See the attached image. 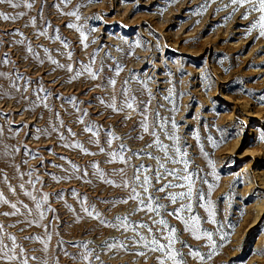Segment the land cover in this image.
Returning a JSON list of instances; mask_svg holds the SVG:
<instances>
[{"label":"rangeland","instance_id":"rangeland-1","mask_svg":"<svg viewBox=\"0 0 264 264\" xmlns=\"http://www.w3.org/2000/svg\"><path fill=\"white\" fill-rule=\"evenodd\" d=\"M48 3H53V0H48ZM78 3L83 5L78 10L82 17L79 23L86 29H94L88 33L89 47L86 51L92 53L99 49L96 52L95 66L99 67L103 60L105 72L101 75L113 74L114 66L119 64L122 71L116 78V88H120L123 80L135 76L136 79L130 82V88L140 99H147L146 94L141 93L140 84V81H147L152 92L149 121H152V113L159 111L162 117L168 118L169 121L174 118L178 122L179 135L182 142L186 141L189 158L193 161L190 167L202 169V176L212 169L201 154L200 145H203L204 151L209 153L214 162L218 179L211 175L207 177L210 182L216 184L211 199L217 211L216 219L224 226L221 232H230L231 236L223 241L220 234L214 236L222 247L217 249L218 255L204 264H264V254L260 251L264 250V140L259 138L264 132V102L260 101V94L264 92V38L254 39L255 32L247 37L243 34L248 21L240 18V12L224 21L223 17L231 9L214 11L217 6L227 3V0H215L202 15L189 11L200 4L201 0H176V3L166 7L163 15L160 14V8L165 0H72L69 8ZM0 10L11 11L3 5H0ZM29 15H36L35 9ZM44 16L53 25V28H49L50 34H54V26L59 25L61 35L70 41V47L74 50L73 60L88 62V56L77 42L78 33L64 26L65 21L74 18H61L54 8L50 10L47 5ZM27 19L28 17H24L15 24L0 21V29L20 28L26 37L25 43L31 40L34 50L39 51L42 58L43 49H36L37 44L53 50L51 54L54 58L59 59L61 63H67L66 57L58 56L54 51L61 46L59 41L36 37L31 27H24ZM37 24L38 27L43 26L39 20ZM121 24L127 29H123ZM0 39L11 44L12 38L9 36ZM93 40L95 43H91ZM21 48L22 46L18 45L9 47L7 44H0V55L8 51L12 53L11 59L18 60ZM53 68L55 65L47 60L40 65L31 56L26 61H18V69L25 74L26 79L31 76L35 81L37 77H42L44 87L53 93L48 103L59 110L66 126L72 127L78 133L76 138L85 142L86 146L92 147L86 142L89 134L84 133L82 126L75 122L78 114L72 105L62 99H56V94L62 98L74 95L78 101H91L78 105L81 109H88L89 117L86 119L94 120L105 128L112 125L117 135L125 137L123 143L133 150L143 148L145 152H152L153 156L162 155L155 147L145 148V144L152 139L148 134H144L143 140L128 138L136 135L131 129L140 119L138 114L134 113L130 120L118 123L122 121V113H112L101 105L98 99H93L103 97L108 100V94L111 93L110 88L93 87L94 84L100 83L99 79L92 81L85 75L69 83V74L65 70L57 68L52 71ZM200 69L201 72H195ZM0 70H6L5 66H0ZM17 83L23 84V81ZM35 87L36 84L33 83L27 92L23 89L17 92L9 87L8 81L0 79V129L3 130L0 133V168L8 172L14 186L18 185L19 181L11 168H5L2 152L4 145L20 147L21 151L16 153L15 162L20 163L27 159L28 165L35 166L44 181L45 192L64 189L65 200L75 212L65 207V201L58 200L55 196L51 198V207L56 211L47 212L43 221L45 224L50 222L53 231L50 251H55L60 264H71L69 258L63 255V251L78 252L81 249L74 245L92 241L90 247L96 249L104 264H146L145 258L137 255V249L132 246L127 251H103L99 247L101 241H110L112 237L123 240L125 235L130 236L132 233L122 235L119 231L101 225L98 220L87 217L80 211L69 191L75 187L79 192L87 193L90 202H96L98 209L104 212L110 205L100 204L97 197L111 201L114 197L124 194L122 189L104 185L96 179H93L92 184H85L76 179L57 183L52 179L50 174L64 175L63 169L55 165L68 167L66 161L59 159L60 155L71 158L82 167L92 159L100 160L101 166L106 170L121 165L103 164V155L90 157L80 155L76 149L64 148L56 133L45 135V128L51 132L48 121L52 112L42 106H33ZM169 88L174 90L172 99L177 107L175 112L171 111L172 103L165 99ZM22 96H28L29 99L24 100ZM97 112L101 114L97 115ZM168 127L171 131L170 123ZM136 131H140L138 125ZM193 131L199 134V144L192 135ZM208 136L217 141L216 147L209 143ZM161 139L164 143H169L163 135ZM119 143L120 141H114V146ZM132 162L156 167V161L146 155H141L139 159L134 158ZM21 167L26 171L28 166L22 164ZM168 167L180 166L168 164ZM37 171H33V176L37 175ZM127 174L132 176V167L127 168ZM36 187L39 188L40 185L37 184ZM203 187L207 191L206 185ZM0 190H3L9 199L18 198L31 206V201L20 193L18 187V197H13L7 191L2 180ZM133 206L131 202L127 205L117 204L110 211L104 212V215L111 218L116 214H125ZM8 210V206L0 205V212ZM195 210L202 217H206L203 209L197 207ZM53 215L59 219L51 220ZM142 215L137 214L131 219L139 220ZM78 216L81 217L79 220ZM143 218L147 219L146 216ZM18 220L23 221L24 217L0 216V223L5 225L6 231L15 234L26 247L39 248L38 242L24 241L23 237L29 234L43 236V228L35 225L25 226L24 223H17ZM229 222L236 225L234 229L229 227ZM172 223L182 228L174 219ZM10 224L14 227H8ZM252 224L255 225L250 227ZM203 227L214 230L217 226L204 223ZM21 228L24 230L21 231ZM56 231L59 232V237L55 235ZM180 238L191 246H199V250L207 254L208 249L204 247V241H197L188 233H182ZM58 240L63 242L59 246ZM254 249L257 250L255 253ZM139 250L146 252L147 264H156L157 253L142 248ZM184 251L187 252V249ZM187 260L188 264H200L191 257Z\"/></svg>","mask_w":264,"mask_h":264},{"label":"snow or ice","instance_id":"snow-or-ice-1","mask_svg":"<svg viewBox=\"0 0 264 264\" xmlns=\"http://www.w3.org/2000/svg\"><path fill=\"white\" fill-rule=\"evenodd\" d=\"M72 0H53L49 4L48 0H0V5L6 6L11 11L0 10V21L15 24L18 20L28 17L27 23L24 27H31L36 37H44L52 41H59L60 47L54 49L58 56L66 57L67 63H61L59 59L54 58L48 47L42 44L35 45L36 49H43V58L39 51L34 50L33 42L28 40L25 43L26 37L20 28L14 29H0V37H11V44L8 41L0 39V44H7L9 47L12 45L22 46L21 54L18 60L11 59L12 53L5 51L0 55V66H5L6 70H0V79L8 81L11 89L19 92L23 89L24 92L35 83L36 87L33 89L35 100L33 106H42L48 111L52 112L49 118L48 128L43 130L45 135L56 133L61 146L68 149H76L80 155L96 157L103 155V164H119L120 167H113L106 170L101 166L102 162L97 159L87 161L83 167L76 163L71 158L60 155L59 159L66 161L68 167L64 165H55L57 168L63 169L64 175L50 174L52 179L59 183L61 181L67 182L72 179L82 181L85 184H92L93 179L99 180L102 184L114 188L122 189L124 194L114 197L111 201L108 199H100L97 201L100 204L110 205V208L105 209L104 212L110 211L111 208L116 207L117 204L134 205L131 210L125 214H116L114 217L107 218L104 212L98 209L96 202H90L87 193L79 192L75 187L69 189L72 197L75 198L76 203L79 205L80 211L87 217L98 220L101 225L110 227L123 234L131 232L132 234L125 235L123 240L112 237L109 241H101L99 247L103 251L125 250L127 251L130 246L137 249V255L143 256L147 264L148 256L145 249L152 253H157L155 257L156 264H188V257L204 264L205 261H211L213 256L218 255L217 249L222 247L218 244L214 236L220 234L222 241L230 238V232H221L224 227L217 219V211L214 202L211 199L212 192L216 184L210 182L207 178L209 175L218 179L214 170V162L210 158L209 153L204 151L203 145H200L201 154L207 160V165L211 172L205 173L203 176L200 174L202 169L199 167H190L193 161L189 158L187 151L186 141L182 142L179 135V124L173 118L170 121L166 117H162L159 111L152 113V121H149L150 105L152 100V92L148 87L147 81H140L141 93L146 94L147 99H140L137 94L130 88V82L135 80V76H130L121 82L120 88H116L117 77L122 71L119 64L114 66V72L111 75L102 76L105 72V64L103 60L100 66L96 67V52L87 53L89 47L88 33L94 29H86L85 26L79 21L82 19L79 8L82 4H76L69 8ZM91 2V0H88ZM215 0H201V3L190 8L189 11L196 15H202L207 11L210 4ZM176 3V0H165L164 5L160 8V14L168 5ZM49 9H55L59 17H69L64 22V26L70 30H75L78 33V44L81 49L85 51L88 56V62L82 60H73V48L70 47V41L61 35L59 25L54 26V34L49 33V28H53L50 20L45 19L44 9L45 6ZM230 8L231 11L223 17L224 21L231 19L237 12H240V18L247 20L248 24L245 26L244 35L247 37L253 32L256 33L254 39L264 38V0H227V3L217 6L214 11L219 12L224 9ZM35 9L36 15H29ZM65 9H68L65 11ZM242 9V11H241ZM41 21L43 26L38 27L37 22ZM199 21H197L198 23ZM20 37V38H17ZM95 43V41H91ZM29 56L38 64L43 65L45 60L55 65L52 71L57 68L65 70L68 74V82L71 83L82 76L92 81L100 80V83L94 84L93 87L100 89H111L108 94V100L103 97H93L98 99L101 105L110 109L112 113L123 114V123L132 118L134 113L138 114L140 119L133 124L131 131L136 132L135 136H128L129 139L143 140L144 134H148L152 139L149 143L145 144V148L155 147L162 155L153 156L152 152H145L143 148L133 150L123 143L124 136L117 135L114 127L109 125L107 128L104 125L97 123L94 120L86 119L89 117L87 108L81 109L79 103H91V101H78L76 96L62 98L56 94V99H62L75 109L78 114L75 117V122L82 126V131L87 136V145L80 139L76 138L78 133L72 127L66 126L64 119H62L59 110L54 109V106L48 103L50 96H53L51 90L44 87L42 77H37L35 81L31 76L25 78V74L18 69L19 60H28ZM111 58V57H109ZM11 65V68L7 66ZM112 67V66H109ZM150 79V78H149ZM23 81V84L17 83ZM55 82V81H53ZM91 91V89H88ZM7 94V93H5ZM43 94V95H41ZM174 90L168 89V96L165 97L172 103V112L177 110L176 104L173 101ZM22 99L28 100V96H22ZM260 101L264 102V92L260 94ZM163 107V105H160ZM101 113L97 112V115ZM171 125V131L168 125ZM137 125L140 131H136ZM0 129V133H2ZM40 131V129H37ZM67 133V135L65 134ZM127 135V134H126ZM161 135L169 141L164 143ZM197 143H200L199 134L196 131L192 132ZM261 140H264V132L261 133ZM212 147L217 146V141L212 136L207 137ZM114 141H120L118 145L114 146ZM25 145V150H26ZM95 149V150H93ZM21 148L16 146L4 145L2 156L4 158L5 168H11L16 179L19 181L18 185L11 183L9 174L4 168H0V180L7 188V191L13 197H18L17 187L23 196L31 201V206L20 199H9L3 190H0V205H6L10 210L0 212V216L13 217L23 216V221L17 223H24L25 226L35 225L44 230V235H32L23 237L24 241H35L40 244L39 248H28L25 244L21 243L18 237L6 231L4 224L0 223V264H60L59 257L55 251H50L51 241L53 238V231L49 224L43 223L47 212H55L56 210L51 207L50 200L53 196L56 199L65 201V207L75 212V209L67 204L65 196L63 195L64 189H59L54 192H45L44 181L37 169L33 165H28L27 159H23L20 163L15 162V155L20 152ZM141 155H146L150 159L156 161V167L145 165L143 163L135 164L133 159H139ZM35 158V157H34ZM27 165V170H22L21 165ZM168 164L178 165L180 167H168ZM132 167L133 174L131 177L127 174V168ZM33 171H37V175L33 176ZM27 177V179H25ZM40 187L37 188L36 185ZM200 185L199 187L197 185ZM206 185L207 191L204 187ZM168 189H179V191H168ZM161 193L162 195H155ZM199 207L204 210L206 217H202L196 208ZM21 209L24 211L22 212ZM143 214L139 220H132L131 217ZM147 217L145 220L143 217ZM81 217H77L79 220ZM55 215L51 220H58ZM177 221L181 227H177L172 223V220ZM204 223L216 225L214 230H209L203 227ZM235 224L229 222V227L234 229ZM8 227H14L10 224ZM21 231L24 229L21 228ZM188 233L193 239L197 241H204V247L208 249L207 254H203L199 250V246H191L186 241L182 240L181 234ZM55 235L59 237V232L56 231ZM130 242V243H129ZM62 240H58V246L61 245ZM92 241H83L80 245H74L81 250L75 253H69L64 250L63 255L68 257L71 264H104L101 260L100 254L96 249L90 247ZM180 245V247H177ZM187 249V252L184 249ZM257 250H253L255 253ZM264 254V250H260Z\"/></svg>","mask_w":264,"mask_h":264},{"label":"bare ground","instance_id":"bare-ground-1","mask_svg":"<svg viewBox=\"0 0 264 264\" xmlns=\"http://www.w3.org/2000/svg\"><path fill=\"white\" fill-rule=\"evenodd\" d=\"M145 4V3H144ZM114 19V18H113ZM126 24L128 25V22H126ZM121 27L123 28V29H127V28H124L125 26H123V24H121ZM142 55V54H141ZM144 55V54H143ZM197 67H195V69H196ZM201 72L202 70L200 69V70H196L195 72ZM203 74V73H202ZM201 74V75H202ZM154 84V83H153ZM156 84V83H155ZM155 86V85H154ZM153 87V86H152ZM136 148V147H135ZM245 169V168H244ZM125 212V211H124ZM122 213V212H121ZM253 225H255V224H252L250 227H253Z\"/></svg>","mask_w":264,"mask_h":264}]
</instances>
